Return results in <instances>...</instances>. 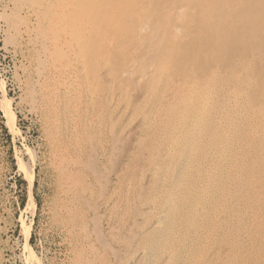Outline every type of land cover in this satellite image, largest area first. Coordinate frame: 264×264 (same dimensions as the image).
Instances as JSON below:
<instances>
[{
    "label": "rangeland",
    "instance_id": "obj_1",
    "mask_svg": "<svg viewBox=\"0 0 264 264\" xmlns=\"http://www.w3.org/2000/svg\"><path fill=\"white\" fill-rule=\"evenodd\" d=\"M102 1H104V7L106 6L105 9L115 10V13L119 15L115 19L117 22L115 28L104 32L112 43L104 48L102 59L98 62H91L88 67L90 77L87 94L90 100L87 98V105L90 106H87V120L90 124L92 123L89 134L98 140L97 146H100L98 152L103 156L107 155V159L106 156L105 158L103 156V158H87L89 162H93L95 170L101 172L100 175H96V171L91 172L87 168V174L81 175L80 180L87 188L89 195L84 203H77L69 214H63L68 201L63 199L61 193L62 186L55 169L57 164L52 165L56 162L52 144L49 145L51 136L48 132H51L53 127L48 126L33 106L30 107L31 102L26 103L28 102L26 95L21 89L19 90L20 87L14 80L13 74L19 63L11 54L3 52L6 40L0 23V82L6 94L3 97L0 89V264H75L76 260L82 258L84 264L93 262L108 264L109 260V264H161L162 249H165L168 242L175 239L173 234H169L170 228L168 229L167 226L170 218L174 216V210L172 212L170 204H167L169 196L172 195L169 201L176 203L185 194L190 193L187 186L198 177L196 172L200 170L204 162L201 158L208 155L211 146L214 149L219 147L218 143L223 136L227 135V141L231 143L227 153H230L229 150L232 147L235 150L237 142L246 140V136L243 135L233 141L234 138L229 136L226 129L213 125L216 122L212 116L207 119L208 122L206 121V117H209L208 113L214 115L224 112L225 105L214 104V102L216 95L225 87L242 99L239 104L263 115L262 123H257L259 136L256 139L251 136L247 137L252 147L243 162V167L251 173L250 177L261 174L259 177H262V186L254 185V193L251 192L248 197L249 205L247 204L248 199L245 200V198L226 197V203H219V196L227 185L229 172L220 168L217 170L215 167H206L207 171H210L205 174L210 176L207 178L203 174L204 182L207 184L205 188L200 182L201 190L203 189L202 194L200 193L202 204L205 209L210 208L211 210L213 205L217 210L215 216H211L213 218L210 221L208 220L210 214L208 216L204 214V219H200L196 225H193L198 229L201 226L214 225L218 229L214 239L207 243L206 256L199 264H239L237 260H240L245 253V255L254 253L256 258H259L255 264H264V201L258 206V199L263 200L264 193L262 190L264 185V134H261V131L264 133V0ZM2 10L0 2V21ZM140 27L143 28L142 31ZM251 33H254L252 38ZM228 74L239 78L236 84L227 83L224 80ZM203 81L208 82L209 86L204 92L207 91L209 93L207 98L209 95L210 98L206 100L203 95L201 96L199 101L205 99L206 106H199L202 109L198 112L205 118V127L210 129L205 128L200 131L207 133L209 130L210 139L203 138L202 142L188 146L190 142L188 143L186 138L180 139L176 143L178 144L177 153L185 155L181 157L182 160L185 158L191 165L183 167L182 177L179 174L177 176L165 172L166 167V170H170L171 158L168 156L166 147L170 144V136L173 135L170 133L174 131V126L171 125L175 121L170 119L160 130L155 131L154 128L157 125L156 127L152 125V128L147 122V117L149 119L153 107L163 103L178 86L197 87ZM247 82L250 87L245 85ZM60 112V133L63 134L61 138L64 140L69 130L67 107L63 106ZM202 122L200 120V125ZM113 137L115 140H111L114 142L111 144L110 139ZM154 140L157 141L152 142ZM239 168L240 165L236 170ZM252 168L254 172L251 171ZM93 176L102 184L100 187ZM161 176H166V179L163 180L165 183L159 190ZM166 180L169 187H165ZM176 180L179 181L181 188L177 192H171V184ZM198 180L202 179L199 177ZM208 185L210 191L205 192ZM181 193H183L182 196ZM31 198L34 202L33 213L28 202ZM104 203L105 206H103ZM149 206L153 208L150 209ZM261 210L263 211L259 216V225L251 228L246 223L248 217L256 216ZM160 214L164 217L161 226L153 225V219L161 216ZM95 215L97 219L99 217L100 222ZM245 215L246 220L244 221ZM90 216L94 217V219L91 217L94 223ZM67 225H74L76 228L73 226L74 228H70L71 231H69L67 227H64ZM91 225L98 227L96 234H93L95 231L91 230H97V228H90L94 227ZM62 227L65 229L62 230ZM113 228H117L118 231L112 230ZM99 231H101L100 234H98ZM72 232H75V235ZM89 235L92 238L88 237ZM194 237L195 234L186 235L184 244L188 250L184 245L181 246L180 253L173 264L190 263L189 254L193 245L196 244ZM86 240L90 243H86ZM148 240L149 244H147ZM229 242L231 249H229ZM145 249L151 251L150 258ZM108 251L119 254H110ZM92 253L95 255H91ZM115 256L117 258H113ZM113 261H118V263Z\"/></svg>",
    "mask_w": 264,
    "mask_h": 264
},
{
    "label": "bare ground",
    "instance_id": "obj_2",
    "mask_svg": "<svg viewBox=\"0 0 264 264\" xmlns=\"http://www.w3.org/2000/svg\"><path fill=\"white\" fill-rule=\"evenodd\" d=\"M0 2H1V5L3 7L0 23L2 24L3 32H4V38L6 40L5 44L3 45V52L5 54L6 53L11 54V56L13 58H15V60L18 61V63H19L18 67L16 69H14V73H13L15 76L14 80L17 82V85L20 87L19 90L21 89L24 92V94L26 95L27 100H28V102H26V103L31 102L32 105H30V107L33 106L34 110L37 111L38 115L40 114L45 119L48 126L51 128L53 127L51 132L47 131L48 133H50L51 139H49V140H51V143H50V141H48V139H46V140L50 143L49 145L52 144L51 145L52 151H54V158H55V162H56V163H53L52 165L57 164L55 169L57 171L59 181H60V184L62 186L61 187V189H62L61 193H62L63 199L68 201V206L64 208L63 214H69L72 212V210L74 209V206L77 203L78 204L84 203L88 197L87 195H89L87 188L83 185L82 181L80 180L81 175L87 174V168H88V170L90 169L91 172L96 171V173H97L96 175H98V174L100 175V172H101V171L99 172L98 170H95L93 162H89L87 159L88 157H89V159L90 158L95 159V157L101 158L103 156V154L98 152V151H100V150H98V148H100V146L99 147L97 146L98 140L92 134L91 135L89 134V130H91V128H92V126H90V125L92 123L90 124L87 120V106L89 105V104L87 105V98L90 100V96L87 94V89L89 86V77H90L88 67L91 65V62H98L99 60H101L103 57L102 53L104 51V48L109 47L110 44L112 43V40L109 39L108 36L104 32H106L109 29L115 28V26L117 24L115 19L118 17L119 13H115V10L105 9L106 6L104 7V1H102V0H0ZM250 4H252V3H250ZM127 7H129V6H127ZM119 8H120V6H119ZM203 10H204V8H203ZM202 13H204V12H202ZM132 15H134V14H132ZM126 19H128V17ZM125 24L127 25V23H125ZM131 24H132V22H131ZM142 29L143 28H141V31H142ZM122 30H124V29H122ZM124 33H125V31H124ZM253 34L254 33H251V35H250L251 38H252ZM136 38H137V35H136ZM119 48H121V47H119ZM149 57H148V59H149ZM106 77H107V75H106ZM238 79L239 78L236 75L228 74L224 80L227 83L236 84ZM157 83H158V81H157ZM207 83H208L207 81H203L197 87H195V86H178L176 88L175 92H172L171 95L169 97H167L163 103L158 104V106L153 107L151 116L149 117V119L147 117V122L149 125H151V127H152V125H154L155 127L157 125V127L154 128L155 131L160 130V128L162 126H164L166 123H168V121L170 119L175 121V122H172L173 125H171V126H174V131L172 133H170V135L173 134L172 136H170V138H171L169 140L170 146L168 145V147H166L167 151H168V156L171 158L170 170L169 169H168L169 171L166 170L167 169V167H166L165 172H170V173H173L177 176L179 174V175H181V177L184 175V172L182 171L183 167L184 166L188 167V165L189 164L191 165V163L187 162L185 160V158L182 160L181 157H185V155L183 156V154L181 155L180 153H177L176 148L178 147V144H176V143L180 139L183 140V138L184 139L186 138L187 139L186 141L188 143L190 142V144L186 143L187 146L191 145L192 143H197L199 141L202 142L203 138H206L207 140H209L210 136H211V134L209 133V130L207 131V133H203L204 131H200V130H205V128H207V127H205L204 124L206 123L207 119L210 118L211 116L213 117L214 121L216 122V123H213V125L219 126V127L221 126V128L226 129L225 131L229 134V136L234 138L233 141H235V139L238 138L239 136H243V135L246 136V140L241 141V142H237L235 144L236 152H235L234 148L232 147V149L229 150L230 153H227L231 143H229L227 141V138H226L227 135L223 136V138L218 143L219 147L214 149V147L211 146V148L209 149L208 155L206 154L207 156L205 155V156H203V158H201L204 162L202 161L203 163L201 164V166L199 168L200 170H198V169H197L198 171L196 170L197 171L196 176H198V177L194 178L193 181L190 182V184H188V186H187L188 191L190 193L185 194L176 203L170 202L169 199H172V195L169 196L167 204L168 205L170 204V210H172V212L174 210V216H173V218H170V222H168L167 226H168V229L170 228L169 234H173V236H175V239L171 242H168L166 244L165 249H162V253L160 254V259L162 260V261H160V262H162L161 264H170L171 262H172L171 264H173L174 260L177 258V255L180 253L181 246H183V245L185 246L184 243L186 240L185 239L186 235L189 236L190 234H195V237H194L195 240L194 241H196V244L193 245L191 252L189 254V256H190V259H189L190 263L189 264L202 263L205 256H206L205 253H206L207 248H208L207 243L210 242V240L214 239V235H216V233H217L218 228H216L214 225H210V226L209 225H205V226L200 225L201 227L199 229L194 226L197 224V222L200 219H204V217H203L204 214H207V216L210 214V218H208V220L210 221V219L215 216V213L217 210L215 208V206H213V205H212L213 209L212 208H211V210H210V208L205 209L203 204H202V198H201L202 195L201 194L203 192L202 191L203 189L201 190V187L204 185L203 188H205V185H207L204 182L203 174L210 171V170L207 171L206 167H208V168H212V167L214 168L215 167L217 170H218V168H220V169H224L226 172H229L228 182H226L227 185L225 184L226 186L223 190H222V188L220 189L222 191H221V196H219L220 197L219 203H223V202L226 203L227 202L226 197L236 198V199L245 198V200H247L249 195L251 194V192L254 193L253 192L254 185L257 184L259 186H262L261 185L262 184L261 183L262 177H259L261 174L258 176L250 177L249 174H251V173L247 172L246 171L247 169H245V167H243V162L246 159L245 156L247 153H249V151H251V147H252V145H250L248 143L247 137L251 136L254 139H256L259 136V130H258L259 127H258L257 123H262L261 122V120L263 119L262 113L257 112V111L248 110L245 107V105L239 104L242 99L240 97L236 96L235 94L231 93L229 91V89L227 87H225L220 93H218L216 95V97H215L216 101L214 102V104L215 103L216 104H224L225 105V108H224L225 110L223 109L224 112H221V111H223V110H221L219 112H221L222 114L221 113L220 114L215 113L216 115L215 114L211 115L210 113L207 112L209 114L208 115L209 117H206V121H205L204 116L201 114V116H202L201 117L199 115L198 111L200 109H202L201 107L206 106V100H208L210 98L209 97L210 95L207 98V95L209 93H207V91L204 92L205 89H207L206 87L209 86V85H207ZM209 83H210V81H209ZM245 85L250 87L248 85V82ZM0 89L2 91L3 97H5L6 96L5 91H4L5 89H4L1 82H0ZM168 92H170V91H168ZM202 95L204 98H206V100L204 99L203 101L200 102L199 99L202 98L201 97ZM211 100L213 101L214 99H211ZM177 104H179L178 107H177ZM238 104H239V106H238ZM180 105L182 106V108ZM63 106L67 107L68 115L66 112V116L69 117V118H67L69 120V128H68L69 130L66 133L64 140H62V138H61V136L63 134L60 133V123H59L60 122L59 121V118H60L59 115L61 113L60 111H61ZM199 106H201V107L199 108ZM196 109H198V110H196ZM6 112L9 113L8 111H6ZM200 120L203 121L201 125H200ZM145 124L147 126V123H145ZM199 125L201 126V129H200ZM213 125H210V126H213ZM49 127H48V129H49ZM48 129L46 128V130H48ZM207 129H210V128H207ZM146 130H148V129H146ZM227 133H225V134H227ZM261 134L262 135L264 134L263 131H261ZM45 136L47 137L48 135H45ZM59 136H60V138H59ZM105 136H107V135H105ZM159 139H158V141H159ZM111 140H115V138L113 137L112 139H110V142H111ZM156 141L154 140L152 142H156ZM112 143H114V142H111V144ZM93 144L95 147L91 146ZM140 144H141V142H140ZM163 144H165V143H163ZM173 147H175L174 149H176L174 151V153H172L174 150ZM193 149H194V147H193ZM185 150H187V149H185ZM52 151H51V153H52ZM231 151H233L234 153H232ZM242 152H244L245 155L242 154ZM135 155H136V153H135ZM189 155H191V154H189ZM104 156H106V159H107V155H104ZM191 156H190V158H191ZM194 158H195V156H194ZM53 159L51 161H53ZM153 161H154V159H153ZM177 163H178V165H176ZM197 164H199V163H197ZM256 164L258 165L257 160H256ZM96 165L97 164H95V166ZM238 165H240V168L238 170H236ZM177 166H178V169H177ZM104 170H105V167H104ZM185 170H186V167H185ZM251 171L254 172V168H252ZM193 172H195V171H193ZM107 173H108V171H107ZM159 173H161V172H159ZM159 175H162V174H159ZM166 175H168V174H166ZM107 176H109V175H107ZM209 176H207V178ZM214 176H213V178H214ZM193 177H195V176H193ZM199 177L202 180H198ZM170 178H173V177H170ZM100 179L102 180V178H100ZM164 179H166V176L165 177L163 176L162 180L159 178V180H160L159 186H158L159 190H161L160 188H162L164 183H165L163 181ZM95 180H96V178H95ZM59 181H57V182H59ZM96 181H94V182L96 183ZM200 182L202 183L201 184L202 186H200ZM215 182H216V179H215ZM168 184L169 183L167 181L165 187H167ZM101 185L102 184H100L98 186L100 187ZM57 186H58V184H57ZM180 188H181V186L179 184V181L176 180V181L172 182L170 190H171V192H177V191H179ZM208 190H209V185L206 187V189L204 191L206 192ZM262 190L264 192V185L262 187ZM217 191H219V190L217 189ZM100 192H101V189H100ZM183 193H181V196L183 195ZM219 193H220V191H219ZM100 194L102 195V193H100ZM59 195H60V193H59ZM101 195H100V197H101ZM108 196H110V195H108ZM89 197L91 198V196H89ZM152 200H153V198H152ZM94 201H96V200H94ZM249 201L250 200L248 199V201H247L248 205L250 204ZM263 201H264V193H263V200L261 198L258 199V203H259L258 206H260ZM28 202H29V206L31 207L32 213H33L34 202H33L32 198L29 199ZM63 202H64V200H63ZM86 202H88V201H86ZM125 202H126V199H125ZM58 203H61V202L58 201ZM86 204H88V203H86ZM94 204L96 205V203H94ZM152 204H153V202H152ZM234 204H235V202H234ZM228 205H229V203H228ZM56 206H58V205H56ZM103 206H105V203ZM154 206H156V205H154ZM236 206H233V207H236ZM119 207H120V205H119ZM92 208H94V207H92ZM149 208H150V206H149ZM152 208H150V209H152ZM91 210H93V209H91ZM129 210L130 209H128V211ZM210 211H212V212L210 213ZM262 211L263 210H261L259 212V214H257L256 216L253 215L251 217H248L246 223L251 228H254V227L259 225V216L261 215ZM222 213H224V212H222ZM226 213H227V211H226ZM243 213H245V212H243ZM55 214H56V212H55ZM236 214H237V212H236ZM78 215H79V213H78ZM80 216H81V214H80ZM80 216H77V217H80ZM114 216H115V214H114ZM157 216H159V215H157ZM162 216L163 215H161L157 218H154L152 224L157 225V226H161L162 221L164 219V217H162ZM211 216H213V217H211ZM59 217H61V215ZM91 217L92 216H90V218ZM66 218H68V217H66ZM92 218L94 219V217H92ZM95 218L97 219V216ZM50 219H52V218H50ZM87 219H89V218H87ZM93 219H92V221H93ZM98 219H99V217H98ZM167 219L169 220V217ZM99 220H98V222H100ZM217 220H219V219H217ZM245 220H246V215L244 216V221ZM56 221L57 220H55V222ZM89 222L91 223V221H89ZM92 223H94V221ZM95 223L98 226V223L97 222H95ZM71 224H74V223H71ZM118 224L119 223H117V225ZM58 225H60V224H58ZM81 225H80V228H81ZM99 225H100V223H99ZM73 226L67 225L64 227L65 228L67 227V229L69 231H71L70 228H72ZM91 226H94V225H91ZM97 226L95 225L94 227H90L93 229L97 228V230L96 229L91 230L93 232L95 231V233H93V234H96V232L98 231ZM65 228L62 227V230ZM117 228L116 229L113 228L112 230L118 231ZM129 229H131V227ZM86 230H88V229H86ZM65 232L67 233V231H65ZM100 232L101 231H99L98 234H100ZM130 232H132V231H130ZM72 233H73V235H75V232H72ZM89 234H90V232H89ZM86 235H88V233ZM240 235H242V234L240 233ZM88 237H91V236L89 235ZM96 237H97V235L95 236V238ZM83 238H84V235H83ZM75 239H77V238H75ZM75 239H73L74 242H75ZM125 239L127 240L126 237H125ZM78 240H80V239H78ZM114 241H116V240H114ZM134 241H136V240H134ZM231 241L232 240H230V242ZM69 242H71V241H69ZM87 242H88V244L90 243L89 241L86 240V243ZM99 242H101V240ZM104 242L106 243V241H104ZM230 242H229V249L232 248V246H230V244H231ZM160 243L162 244L161 240H160ZM80 244H81V242H80ZM82 244H85V243H82ZM138 244H140V243H138ZM147 244H149V240H148ZM156 244H158V242H156ZM112 247H113V245H112ZM74 248H75V246H74ZM103 248H104V246H103ZM185 248H187V247L185 246ZM72 249H73V247H72ZM75 249H77V247ZM70 250H71V248H70ZM80 250H81V248H80ZM133 250H135V249H133ZM187 250H188V248H187ZM145 251H146L148 257L150 258L151 257V254H150L151 251L146 250V249H145ZM230 251L231 250H229V252ZM88 252L89 251L87 250V253ZM84 253H86V251ZM109 253L111 254L114 252H109ZM116 253H114V254L116 255ZM114 254H113V256H114ZM117 254H119V253H117ZM245 254L242 255V257H240V260H237V261H239V264H255L258 262L259 258H256L254 253H251V255H245ZM72 255H74V253H72ZM91 255H95V254L92 253ZM84 256H86V255H84ZM123 256H125V254ZM113 258H117V256H115ZM82 259L81 260L75 259L76 260L75 264H84V261ZM96 259H97V257H96ZM113 262H116V261H113ZM32 263H34V262H32ZM69 263H71V262H69ZM109 263H110V260H109ZM116 263H118V261ZM124 263H126V262H124ZM149 263H150V261H149Z\"/></svg>",
    "mask_w": 264,
    "mask_h": 264
}]
</instances>
